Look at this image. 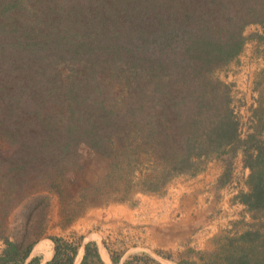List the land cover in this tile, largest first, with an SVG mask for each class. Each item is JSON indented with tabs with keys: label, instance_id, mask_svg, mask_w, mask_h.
<instances>
[{
	"label": "trees",
	"instance_id": "obj_1",
	"mask_svg": "<svg viewBox=\"0 0 264 264\" xmlns=\"http://www.w3.org/2000/svg\"><path fill=\"white\" fill-rule=\"evenodd\" d=\"M251 24H264V0H0V196L26 197L17 235L0 233V264H39L30 253L42 234V193L61 195L82 168L80 148L107 163L105 182L142 193L212 158L226 167L224 184L240 150L249 174L236 198L264 217V109H253L241 138L231 86L217 75L242 52ZM49 238L46 264H73L82 236ZM224 241L207 262L179 264H264L259 228ZM96 262L97 246L86 242L80 264Z\"/></svg>",
	"mask_w": 264,
	"mask_h": 264
},
{
	"label": "rangeland",
	"instance_id": "obj_2",
	"mask_svg": "<svg viewBox=\"0 0 264 264\" xmlns=\"http://www.w3.org/2000/svg\"><path fill=\"white\" fill-rule=\"evenodd\" d=\"M244 35L248 37L246 42L250 46L249 53L245 55V58L237 57L225 70L217 73L220 79L231 86L232 108L238 119L241 138H244L251 131V125L255 123L253 121V109H264V24L248 25L244 30ZM256 35L262 38H258ZM254 41L255 44L249 43ZM12 150H5L4 154L10 156L14 153ZM242 158L240 150L236 151L232 158L230 175L226 180V189L220 194L221 206L217 209V214L221 215L222 221L217 224L216 232L210 237L205 248L186 253L183 259L192 258L191 260L196 262L205 263L210 259L207 253L211 251L216 252L217 255L221 253L220 247L225 242L224 236L226 234L232 235L243 230L256 228L264 231V217L253 218L251 213L236 198L241 191L247 190L246 179L249 169L243 165ZM78 161L82 168L77 171V174L73 172L74 174L69 173L67 175L61 195L42 193L47 195V200L43 208V226L39 240L49 238L52 235L70 238L71 241L78 239L79 233L88 236L92 231L99 229L98 223L102 221L100 214H105V211H108L111 206L124 205L131 208L135 204L134 201L139 199L141 195H161L172 180L179 177L195 176L204 170L210 161H216L222 167L223 173L219 180L222 179L226 170L221 159L212 158L203 163L202 169L195 174H181L172 178L160 192L142 193L136 189L131 190L130 186H126L124 184L126 182L122 179H119L120 182L118 180L105 182L103 176L107 163L88 149H79ZM25 202L26 197L24 195L0 196V233L10 237L14 234L17 235L20 227V212ZM39 231L36 229L35 233ZM3 247L4 244L0 240V252ZM198 252H205L203 261H200Z\"/></svg>",
	"mask_w": 264,
	"mask_h": 264
},
{
	"label": "crops",
	"instance_id": "obj_3",
	"mask_svg": "<svg viewBox=\"0 0 264 264\" xmlns=\"http://www.w3.org/2000/svg\"><path fill=\"white\" fill-rule=\"evenodd\" d=\"M245 46L238 58L249 53L248 42ZM222 173V167L210 161L197 175L172 180L161 195H141L131 208L111 206L100 214L99 229L88 236L79 233L82 243L73 264H80L89 241L96 244L100 259L94 264H136L134 258L144 254L159 264H179L186 253L205 248L222 221L217 214L226 189V181L220 184ZM53 254L54 243L44 238L36 242L30 257L46 264Z\"/></svg>",
	"mask_w": 264,
	"mask_h": 264
}]
</instances>
